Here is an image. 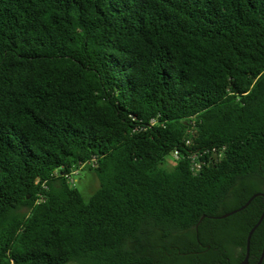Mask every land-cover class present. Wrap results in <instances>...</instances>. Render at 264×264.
<instances>
[{
    "label": "trees",
    "instance_id": "1",
    "mask_svg": "<svg viewBox=\"0 0 264 264\" xmlns=\"http://www.w3.org/2000/svg\"><path fill=\"white\" fill-rule=\"evenodd\" d=\"M256 193L264 0H0V264H238Z\"/></svg>",
    "mask_w": 264,
    "mask_h": 264
},
{
    "label": "rangeland",
    "instance_id": "2",
    "mask_svg": "<svg viewBox=\"0 0 264 264\" xmlns=\"http://www.w3.org/2000/svg\"><path fill=\"white\" fill-rule=\"evenodd\" d=\"M174 158L172 156L168 157V161L173 162ZM170 167L171 164H170ZM96 175L93 171L88 169H82L76 173L71 182L77 187L83 194V197L86 202L89 201L91 195L95 192L96 188L99 185Z\"/></svg>",
    "mask_w": 264,
    "mask_h": 264
},
{
    "label": "water",
    "instance_id": "3",
    "mask_svg": "<svg viewBox=\"0 0 264 264\" xmlns=\"http://www.w3.org/2000/svg\"><path fill=\"white\" fill-rule=\"evenodd\" d=\"M260 196L264 198V193H256L247 201V203L245 205L241 206L240 208L235 209V210H233L231 212H228V213H226L224 215L211 217V218H213V219H225V218H227V217H229L231 215H234V214L244 210L245 208H247L255 198L260 197ZM203 218H205V216L202 217L201 220H203ZM263 220H264V211H263L260 219L258 220V222L252 227V229L248 233L247 243H246V256H245V258H244V260L242 261L241 264H249L251 239H252V236H253L254 232L260 226V224L262 223ZM263 260H264V249H263L262 255H261V257H260V259H259L257 264H262Z\"/></svg>",
    "mask_w": 264,
    "mask_h": 264
},
{
    "label": "built area",
    "instance_id": "4",
    "mask_svg": "<svg viewBox=\"0 0 264 264\" xmlns=\"http://www.w3.org/2000/svg\"><path fill=\"white\" fill-rule=\"evenodd\" d=\"M178 156V154L177 153H175V157H177Z\"/></svg>",
    "mask_w": 264,
    "mask_h": 264
},
{
    "label": "flooded vegetation",
    "instance_id": "5",
    "mask_svg": "<svg viewBox=\"0 0 264 264\" xmlns=\"http://www.w3.org/2000/svg\"><path fill=\"white\" fill-rule=\"evenodd\" d=\"M242 262H240V263H238V264H241ZM258 263V262H257ZM257 263H255V264H257ZM249 264H250V262H249Z\"/></svg>",
    "mask_w": 264,
    "mask_h": 264
}]
</instances>
